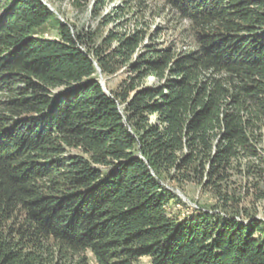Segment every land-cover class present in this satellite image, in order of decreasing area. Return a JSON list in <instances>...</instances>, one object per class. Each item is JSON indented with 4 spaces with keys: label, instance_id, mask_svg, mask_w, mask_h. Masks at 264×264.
I'll return each instance as SVG.
<instances>
[{
    "label": "trees",
    "instance_id": "1",
    "mask_svg": "<svg viewBox=\"0 0 264 264\" xmlns=\"http://www.w3.org/2000/svg\"><path fill=\"white\" fill-rule=\"evenodd\" d=\"M155 1L99 37L0 0V264H264V0Z\"/></svg>",
    "mask_w": 264,
    "mask_h": 264
},
{
    "label": "rangeland",
    "instance_id": "2",
    "mask_svg": "<svg viewBox=\"0 0 264 264\" xmlns=\"http://www.w3.org/2000/svg\"><path fill=\"white\" fill-rule=\"evenodd\" d=\"M51 7H53L56 16L68 22L70 24L75 25L79 29H100L99 37L105 35L108 30L112 27H115V23H125L122 27H120V31L132 29L134 25V20L132 16V8H126L125 12H123L117 20L110 23L108 26H101L102 17L107 13L111 12L113 8L119 6L120 4H124L126 0H111L107 1L100 15L93 14V6L97 0H81V2H77V0H45ZM158 2L153 0L151 5H157ZM167 13L157 14L153 19V28L158 27L159 25H166L168 30L161 36V39L170 40L173 37H177L179 35L178 30L174 31V29H178L179 27L187 26V23H177L178 26L175 25L174 22L167 20ZM170 25V26H169ZM175 25V26H174ZM173 31L169 30V27H173ZM176 27V28H175ZM48 37H54L56 35V30L52 24L47 26V32L45 34ZM126 76V72L124 69H121L119 72L112 75H102L104 85L108 88H115L117 84ZM101 79V77H100ZM169 187V186H168ZM174 193H176L179 197V200H174L170 204L169 212L173 215L185 216L191 212L193 208H203L210 209V206L213 203L210 195L208 193L202 192L199 188L195 186H189L187 188V192L182 191L179 188H171ZM181 191L182 195L178 192ZM256 218L264 221V206L260 208L258 215ZM148 259H144L141 264H147Z\"/></svg>",
    "mask_w": 264,
    "mask_h": 264
},
{
    "label": "water",
    "instance_id": "3",
    "mask_svg": "<svg viewBox=\"0 0 264 264\" xmlns=\"http://www.w3.org/2000/svg\"><path fill=\"white\" fill-rule=\"evenodd\" d=\"M43 1L47 4V6H48L52 11H54L53 7H51V6H50L45 0H43ZM54 12H55V11H54ZM62 21L65 22L64 20H62ZM100 77H101L100 82H101V84L103 85L104 90L106 91V93L110 94L109 89L104 85L103 78H102V74L100 75ZM178 192L182 195V192H181V191H178Z\"/></svg>",
    "mask_w": 264,
    "mask_h": 264
}]
</instances>
